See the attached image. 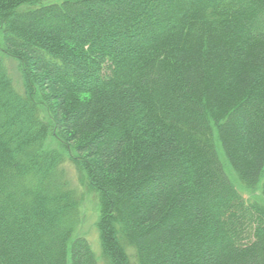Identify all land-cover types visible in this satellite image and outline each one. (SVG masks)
<instances>
[{"label": "trees", "instance_id": "trees-1", "mask_svg": "<svg viewBox=\"0 0 264 264\" xmlns=\"http://www.w3.org/2000/svg\"><path fill=\"white\" fill-rule=\"evenodd\" d=\"M228 171L264 200V0H0V264H264Z\"/></svg>", "mask_w": 264, "mask_h": 264}, {"label": "rangeland", "instance_id": "rangeland-1", "mask_svg": "<svg viewBox=\"0 0 264 264\" xmlns=\"http://www.w3.org/2000/svg\"><path fill=\"white\" fill-rule=\"evenodd\" d=\"M7 66L11 68L10 64L8 63ZM12 71V69L10 70ZM13 75V76H12ZM11 78L13 79V83L17 86V90L20 89L18 80L13 73ZM51 92H55V89H51ZM231 179L234 182V185L239 190L242 196L247 199L255 200L259 202H264L263 198L261 197L260 193L257 192H247L243 189V187L235 180L232 176L230 171H228ZM67 178L71 181L72 187L76 188V176L74 173L73 168L68 165L66 168ZM78 183V182H77ZM84 186V185H82ZM76 194L78 197L80 196V201L78 204L79 208V221H78V229L77 234L85 239H87L95 252L96 255H100L102 257L101 246H100V237L97 231V219H98V200L95 194L91 191L86 190L84 187L77 189Z\"/></svg>", "mask_w": 264, "mask_h": 264}]
</instances>
